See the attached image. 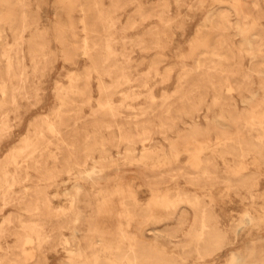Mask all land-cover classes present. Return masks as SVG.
Instances as JSON below:
<instances>
[{
    "label": "rangeland",
    "instance_id": "rangeland-1",
    "mask_svg": "<svg viewBox=\"0 0 264 264\" xmlns=\"http://www.w3.org/2000/svg\"><path fill=\"white\" fill-rule=\"evenodd\" d=\"M144 241L264 264V0H0V264Z\"/></svg>",
    "mask_w": 264,
    "mask_h": 264
},
{
    "label": "bare ground",
    "instance_id": "bare-ground-1",
    "mask_svg": "<svg viewBox=\"0 0 264 264\" xmlns=\"http://www.w3.org/2000/svg\"><path fill=\"white\" fill-rule=\"evenodd\" d=\"M23 77V76H22ZM22 84V83H21ZM22 93V92H21ZM14 96V95H13ZM107 102V101H106ZM115 117V116H114ZM246 126V125H244ZM243 128V126H242ZM248 129V128H247ZM245 130V129H244ZM247 131V130H246ZM243 141V140H242ZM249 143V142H248ZM244 145V144H243ZM259 147V146H257ZM21 154V153H20ZM35 155V154H34ZM235 155V154H234ZM18 156V155H17ZM212 158V157H211ZM19 166V165H18ZM202 178V177H201ZM197 180V179H196ZM206 182V181H205ZM15 187V186H14ZM199 212V211H198ZM197 212V213H198ZM188 213V212H187ZM201 215V214H200ZM203 216V215H201ZM179 218V217H178ZM185 218V217H183ZM188 218V217H187ZM146 219V217H145ZM186 224V221L185 220H181L180 222V226L184 227ZM202 231L201 232H204V229L206 227V225L202 224ZM186 227V226H185ZM183 229V228H182ZM159 235V234H158ZM148 236V235H147ZM173 236H176V234L174 233ZM139 238V237H138ZM131 240V239H130ZM147 241H144V242H141L140 244L141 245H133L132 246V251L131 253H128L130 254L131 258L134 259L135 261H140V262H145L147 264H163L165 262L163 256L157 251V248L154 247L153 245L149 244V243H146ZM160 244V243H159ZM124 250V249H123ZM122 250V251H123ZM260 251L259 248L256 249V253H258ZM121 253V252H120ZM213 253V250H210V251H207V254H212ZM126 257V256H125ZM129 257V258H130ZM128 259V258H127ZM118 260V259H117ZM120 260V259H119ZM123 260V259H122ZM129 260V259H128ZM134 260H130L134 262ZM136 261V262H137ZM112 264V263H110ZM235 264V260H234V263Z\"/></svg>",
    "mask_w": 264,
    "mask_h": 264
}]
</instances>
